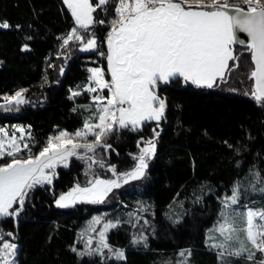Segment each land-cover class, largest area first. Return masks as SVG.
I'll return each instance as SVG.
<instances>
[{
  "label": "trees",
  "instance_id": "trees-1",
  "mask_svg": "<svg viewBox=\"0 0 264 264\" xmlns=\"http://www.w3.org/2000/svg\"><path fill=\"white\" fill-rule=\"evenodd\" d=\"M113 16L97 12V19L106 21L91 30L99 38L98 49L82 53L75 44L61 48L60 37L74 27L63 0H0V22L11 25L0 29V97L27 89V103L0 108V126H24L31 133L33 153L50 136L74 133L90 117L92 98L84 90L91 84L89 69L107 70L100 53L106 54ZM235 53L239 66L227 73L225 82L208 89L177 78L161 86L159 95L167 107L159 127L149 123L142 131L114 132L107 140L112 145L108 153L98 149L120 170L130 169L132 157L139 154L137 142L153 138L155 129L157 152L142 181L114 190L101 204L58 208L56 199L85 181V166L74 159L67 168H58L51 185L28 193L18 216L0 219V233H13L19 244L16 264H101L98 256L81 257L72 248L83 251V242H77L80 233L88 220L102 214L105 222L123 216L109 234L110 245L125 250L121 264H177L182 250L191 251L188 264H221L216 250L206 246L205 235L218 218L219 198L230 194L232 184L250 170L264 176V105L248 94L253 87L249 53L237 45ZM73 91L81 95L70 98ZM247 197L241 204L259 206L256 192ZM140 208L146 209L148 224L129 222V214ZM166 216L183 220L171 223ZM140 233L147 236V246L134 248L131 242ZM233 264L246 263L239 258Z\"/></svg>",
  "mask_w": 264,
  "mask_h": 264
},
{
  "label": "snow or ice",
  "instance_id": "snow-or-ice-1",
  "mask_svg": "<svg viewBox=\"0 0 264 264\" xmlns=\"http://www.w3.org/2000/svg\"><path fill=\"white\" fill-rule=\"evenodd\" d=\"M63 4L74 27L60 37L62 49L75 44L80 52L97 51L98 41L91 30L106 21L94 14L98 10L114 13L105 39L107 53H100L107 60L110 80L103 69H89L91 86L84 91L97 93L87 109L92 116L74 133L61 131L50 136L37 153L32 152L30 131L16 128L10 133L0 128V160L4 161L0 164V219L18 216L28 193L38 185H51L56 168H67L72 158L87 163L90 170L92 165L105 169L114 179L92 174L86 186L77 184L61 194L55 201L58 208L103 203L113 189L142 179L156 153L159 132L155 129L153 138L137 142L139 154L132 157L135 164L127 172L106 166L98 149L108 153L112 145L107 140L114 132L142 131L153 121L159 127L167 107L166 99L159 95L161 85L180 78L185 84L211 89L225 81L227 73L239 66L236 44L245 46L253 65L249 76L253 87L248 94L264 105V0H63ZM10 27L7 21L0 22V29ZM23 50H28L26 45ZM105 90L106 96L102 94ZM26 91L0 97V108L27 103ZM79 95L80 91H73L70 98ZM248 175V188L237 179L230 194L219 198V216L207 234L206 246L216 250L221 264L229 256L244 257L249 264H264V206L241 205L242 196L249 190L264 194V178L259 171L250 170ZM129 216L135 217V213ZM96 225H102L99 231ZM116 226L110 221L102 223L101 217L94 218L86 232L98 238L94 242L92 235L85 239V233H81L77 242H83V251L76 247L72 251L81 257L99 256L101 264L113 257L124 260L123 250L113 249L107 242L109 230ZM146 239L141 234L132 243ZM14 240L11 232L0 233V264H16ZM178 255L181 259L177 264H188L191 251L182 250Z\"/></svg>",
  "mask_w": 264,
  "mask_h": 264
},
{
  "label": "rangeland",
  "instance_id": "rangeland-1",
  "mask_svg": "<svg viewBox=\"0 0 264 264\" xmlns=\"http://www.w3.org/2000/svg\"><path fill=\"white\" fill-rule=\"evenodd\" d=\"M193 6H195V5H193ZM99 11V10H98ZM97 11V12H98ZM97 12L94 14L96 17H97ZM96 38H97V41H98V46H99V38H98V36L96 35ZM105 47H106V53H107V46H106V42H105ZM234 49H235V46H234ZM82 53H91V52H82ZM230 63V66L233 64V62H229ZM106 66H107V60H106ZM101 69H103L104 70V72H105V78L106 79H109L110 80V75H108V73H107V70L105 69V68H101ZM182 80V79H181ZM223 82H225V81H223ZM223 82H218V84L217 85H219V84H221V83H223ZM89 86H91V84L89 85ZM88 86V87H89ZM161 86H164V85H161ZM215 87V86H214ZM97 93H90V95H91V98L94 96V95H96ZM103 95H105V93L103 92L102 93ZM11 95H13V94H11ZM106 96V95H105ZM3 103V102H2ZM90 106H92V100H91V105ZM89 107H87V109H88ZM93 110H94V108H93ZM89 113H90V117L92 116V111L90 112L89 111ZM90 117H86V119H88V118H90ZM163 120V119H162ZM161 120V121H162ZM161 121L159 122V123H161ZM149 123H156L155 121H153V122H149ZM149 123H146L145 125H147V124H149ZM144 125V126H145ZM143 126V127H144ZM0 128H5L6 130H8L10 133L12 132V131H14L16 128H24L25 130H27L24 126H22V125H14V126H0ZM59 133V132H58ZM58 133H56V134H54L53 136H55V135H57ZM17 135H19V133H17ZM91 139V138H90ZM156 152H157V148H156ZM155 155H156V153H155ZM98 156L100 157V158H103L104 159V161H105V163H106V166H108V165H114L115 167H116V169H117V171L118 172H127V171H129L130 169H127V170H120V168H119V165L117 164V163H109V161H107L106 160V158H104V157H102L101 156V154L99 153L98 154ZM155 157V156H154ZM154 157L151 159V160H149L148 161V168H149V166H150V163H151V161L154 159ZM75 158H72L71 160H70V162L72 161V160H74ZM80 163H82L84 166H85V171L86 172H90V174L89 175H85V181L82 183V184H79L80 186H86L87 185V182H88V180L90 179V178H92V174H95V175H97V176H99L100 178H102V179H114V177L112 176V174H111V172H108V171H106L105 169H100L98 166H96V165H92L91 166V170L89 169V165L87 164V163H85V162H83V161H80V160H78ZM69 162V163H70ZM58 168H59V166L56 168V172H57V170H58ZM65 168V167H64ZM147 168V169H148ZM147 169H146V171H145V174H146V172H147ZM252 171H259L258 169H253ZM85 172V173H86ZM260 172V171H259ZM249 174V172L242 178V179H240L241 181H242V183H243V185H244V187L245 188H248V186H249V181L251 180V176H249L248 175ZM261 176H262V178H264V176L261 174ZM144 177H145V175H144ZM144 177L142 178V179H140V180H136V181H132V182H130V183H128V184H124V185H122L120 188H117V189H121V188H125V187H127V186H133L135 183H137L138 181H142L143 179H144ZM76 186V185H75ZM74 186V187H75ZM36 187H39V185L38 186H36ZM35 187V188H36ZM72 189V188H71ZM70 189V190H71ZM69 190V191H70ZM114 190H116V189H113L110 193H112ZM67 193V192H66ZM109 193V194H110ZM249 193H255V192H252V191H249L248 193H245L243 196H242V199H241V201H243V200H248L249 199V197H247L248 195H249ZM257 193V197H258V199H260V200H258V205L259 206H254V207H262L263 205H261L262 203H264V194H261V193H259V192H256ZM62 194H64V193H62ZM108 194V195H109ZM107 195V196H108ZM59 198V197H58ZM57 198V199H58ZM107 198V197H106ZM56 199V200H57ZM106 200V199H105ZM121 201H122V199H121ZM55 204V203H54ZM82 204H89V203H75V204H73V205H71V206H69V207H65V208H72V207H74V206H76V205H82ZM101 204V203H100ZM122 205H126V203L124 202V201H122ZM241 205H243V204H241ZM255 205V204H254ZM55 206H56V204H55ZM248 206L249 207H253L251 204L249 205L248 204ZM57 207V206H56ZM139 211L140 212H138V213H135V217H131V220L133 221L132 223L133 224H136L137 223V219H136V217H138L139 218V221H143V223H144V221L145 220H147L145 217H144V214L146 213L145 211H146V209L145 208H140L139 209ZM105 215L106 214H102V215H96V216H94L93 218H91L90 220H88V222L86 223V226H85V228L83 229V231L81 232V233H85V239H87V235H92L93 236V238H94V242H95V239L96 238H98L97 236H96V234L95 233H87L86 232V229L88 228V226H89V224L91 223V221L94 219V218H96V217H101L102 218V223L103 222H105L104 220H103V218L105 217ZM218 216H219V214H218ZM166 218H167V220L169 221V222H171V223H179L180 221H182L183 220V217H181V218H179L178 220H175V221H172L171 219H170V217H167L166 216ZM218 219V218H217ZM124 220H123V216H122V214H119L116 218H114L113 220H111L110 222H113V223H116L117 225H119V224H121L122 222H123ZM148 221V220H147ZM178 221V222H177ZM217 221V220H216ZM215 221V222H216ZM118 222V223H117ZM145 224V223H144ZM148 224V223H147ZM215 224V223H214ZM101 226L102 225H96V228H97V230L99 231L100 230V228H101ZM213 227V226H212ZM211 227V228H212ZM211 228H209V229H211ZM113 229L114 228H112V229H110L109 230V232H108V234H107V242L109 243V234L113 231ZM209 229L206 231V238H207V234H208V231H209ZM81 233H80V235H81ZM142 233H140L139 234V236L141 235ZM142 235H144V236H146L145 234H142ZM138 236V237H139ZM147 237V236H146ZM14 242L16 243V241L14 240ZM16 245H17V254H18V250H19V244H17L16 243ZM109 245H110V243H109ZM131 246L132 247H134V248H137V247H142V246H147V239H146V241H144V242H141V243H137V244H133L132 242H131ZM113 249H116V248H114L113 246H111ZM118 249H120V250H123V252H124V254H125V250L124 249H121V248H118ZM107 251H105V256L107 257ZM259 255V254H258ZM17 257V256H16ZM99 257V256H98ZM100 258V257H99ZM239 258H244V257H239ZM239 258H237V257H234V256H229V257H225L224 258V261H223V264H233L234 263V260H236V259H239ZM245 259V258H244ZM125 260V259H124ZM124 260H116L114 257L112 258V259H106L105 260V264H121V262L122 261H124ZM100 261H101V258H100ZM245 263L246 264H249V262L245 259Z\"/></svg>",
  "mask_w": 264,
  "mask_h": 264
},
{
  "label": "water",
  "instance_id": "water-1",
  "mask_svg": "<svg viewBox=\"0 0 264 264\" xmlns=\"http://www.w3.org/2000/svg\"><path fill=\"white\" fill-rule=\"evenodd\" d=\"M193 7L195 8V6H193ZM240 38H241V39H244V36H241ZM245 43H246V41H245ZM236 45L245 48V46L242 45V44H236Z\"/></svg>",
  "mask_w": 264,
  "mask_h": 264
}]
</instances>
